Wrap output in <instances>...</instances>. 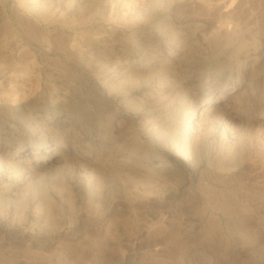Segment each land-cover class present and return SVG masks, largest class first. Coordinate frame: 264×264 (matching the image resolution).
<instances>
[{
	"label": "rangeland",
	"instance_id": "obj_1",
	"mask_svg": "<svg viewBox=\"0 0 264 264\" xmlns=\"http://www.w3.org/2000/svg\"><path fill=\"white\" fill-rule=\"evenodd\" d=\"M212 1L0 0V264H264V0ZM217 68L255 94L208 117L190 90ZM184 135L200 177L153 173Z\"/></svg>",
	"mask_w": 264,
	"mask_h": 264
},
{
	"label": "bare ground",
	"instance_id": "obj_2",
	"mask_svg": "<svg viewBox=\"0 0 264 264\" xmlns=\"http://www.w3.org/2000/svg\"><path fill=\"white\" fill-rule=\"evenodd\" d=\"M229 0H213L212 6L216 8H220L221 6H225ZM259 48L254 45L246 46L245 50L243 51L242 55L245 60V68L252 69V62L250 60L254 59V56L258 53ZM144 52L141 51L140 54H136L133 57H129L127 59L121 60L117 66L115 67V76H120L121 78L127 77L129 67H133L134 69L139 68L141 65H151L152 63L156 62L154 60L155 58L151 57L147 60H144L143 62H140L139 56L142 55ZM180 52H175V54L171 55L169 57L170 61H175L179 58ZM137 57V59H136ZM163 59H158L157 63H163ZM211 76V75H210ZM209 79L205 80V82L202 84H198L197 86L191 87V94H194V96L197 98L196 100L198 102L205 101L207 103H212L211 105L202 107V110H209L208 117H212V113L218 110V107L225 105V100L229 97H233L236 93H238V89L242 88V90H245V92L248 95H254L255 91L252 87L251 81H244L243 76H237L234 78L233 82L230 84L228 83V80L230 79V75L228 73H223L222 70L219 68L215 69L213 71V76ZM219 104V106H218ZM62 117L55 120V122H60L62 124L64 123H70V127L66 128L64 131L68 132L65 135V138L70 141V147L75 144V135L79 133V129L81 126V123H79L74 117L72 116H65L64 113L61 114ZM67 118V119H65ZM264 118V117H263ZM191 131V130H189ZM38 139L39 143L33 144L34 147H31V149L27 152V154L32 155L31 159L36 160V162L46 163L51 161L55 155H58L59 148L57 145H61L60 141H53L56 144L53 145H45L43 146V149H38L39 145H42L43 143H46L50 141L51 138V129L46 128L41 131H38ZM190 136H182L179 138L178 142L175 144H172L168 147L167 153L174 156V161H169L162 157H157V160L152 159L151 157L149 160L151 162V169L153 173H156L158 175H173L181 172L182 170L186 172V170H189L191 167L190 161L186 157L185 149L189 145ZM103 146L105 149H110L113 155L120 152L118 148H115L113 143L110 140H104ZM131 153V152H129ZM127 155L125 161L128 167L130 168H136V169H142L143 166L141 164V161H139L140 157L133 156L132 154ZM148 161V160H147ZM100 164L102 168L106 167V163L103 161H100ZM97 170H102L100 168H97ZM99 172V171H97ZM191 175H193L194 178L200 177L201 170L200 165H196L193 167V169H190ZM215 212H220V207L214 209Z\"/></svg>",
	"mask_w": 264,
	"mask_h": 264
}]
</instances>
